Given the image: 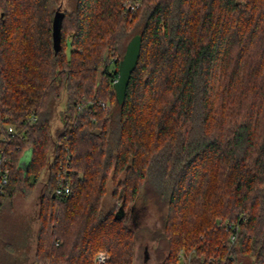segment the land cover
<instances>
[{"label": "trees", "instance_id": "1", "mask_svg": "<svg viewBox=\"0 0 264 264\" xmlns=\"http://www.w3.org/2000/svg\"><path fill=\"white\" fill-rule=\"evenodd\" d=\"M128 1L0 0V211L48 171L34 264H94L100 251L134 264L128 213L150 191L167 208L164 264L181 249L195 250L192 264H264V0H142L137 11ZM136 35L120 103L114 83ZM61 170L66 198L54 194Z\"/></svg>", "mask_w": 264, "mask_h": 264}, {"label": "rangeland", "instance_id": "2", "mask_svg": "<svg viewBox=\"0 0 264 264\" xmlns=\"http://www.w3.org/2000/svg\"><path fill=\"white\" fill-rule=\"evenodd\" d=\"M60 4L63 10H69L73 5L72 0H61ZM116 69L115 64H111L110 73H114ZM110 79L113 81L115 78ZM60 126V122L56 120L55 138L58 136L56 129ZM27 152L28 150L24 155ZM47 177L48 171L43 174L31 195H18L13 205L8 203L0 211V264H34L39 230V203ZM154 201L152 193L147 191L137 200L135 210L128 213L129 225L132 229L140 231L134 264H164L168 254L167 242L163 238V219L167 208L164 203L157 205ZM110 204L109 195L105 205L108 207ZM108 254L110 256L109 252ZM237 264L257 263L253 258L240 257Z\"/></svg>", "mask_w": 264, "mask_h": 264}, {"label": "built area", "instance_id": "3", "mask_svg": "<svg viewBox=\"0 0 264 264\" xmlns=\"http://www.w3.org/2000/svg\"><path fill=\"white\" fill-rule=\"evenodd\" d=\"M142 5V0H129L128 1V9L131 11H137ZM104 108L107 107L105 103L101 104ZM33 121H35V118H33ZM8 133L11 135L15 134V128L13 126H8L7 128ZM5 160L0 157V165L2 166ZM63 169V167H61ZM9 181V169L8 168H3L0 171V209H1V198L4 195L5 192V187L7 186ZM55 196L61 197V198H66L69 197L72 194V187L70 183V179L68 177L67 172L65 170H61V172L58 173L57 175V185L54 190ZM228 228L231 229V235H230V240L229 244L233 245L237 241V235H238V227H236L233 224H228ZM196 256L195 250H192L190 252L186 251L185 249H181L178 258H179V264H192V260ZM110 256L107 252L105 251H100L97 253L95 257V262L94 264H106L109 260ZM234 259L233 254L229 253L227 255L226 260L232 261ZM223 260V259H222ZM210 264H225V260L219 261L216 263L214 258L210 259Z\"/></svg>", "mask_w": 264, "mask_h": 264}, {"label": "water", "instance_id": "4", "mask_svg": "<svg viewBox=\"0 0 264 264\" xmlns=\"http://www.w3.org/2000/svg\"><path fill=\"white\" fill-rule=\"evenodd\" d=\"M62 13L58 11L54 19V45L58 51L60 49V24H61ZM142 37L136 35L128 43L125 56L121 62L119 68V75L114 83L117 91V99L122 103L126 97L127 88L129 86L132 74L137 66L140 52H141ZM28 168V167H27Z\"/></svg>", "mask_w": 264, "mask_h": 264}, {"label": "crops", "instance_id": "5", "mask_svg": "<svg viewBox=\"0 0 264 264\" xmlns=\"http://www.w3.org/2000/svg\"><path fill=\"white\" fill-rule=\"evenodd\" d=\"M31 157H32V149H28V152L22 157V160L20 162V167L23 169H27V167L30 164ZM36 250H37V245H36ZM35 255H36V251H35Z\"/></svg>", "mask_w": 264, "mask_h": 264}]
</instances>
